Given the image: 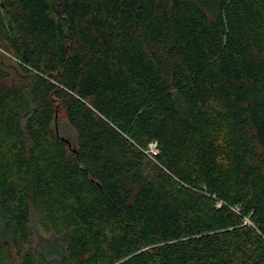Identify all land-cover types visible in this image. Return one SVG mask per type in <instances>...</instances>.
<instances>
[{
    "label": "trees",
    "instance_id": "16d2710c",
    "mask_svg": "<svg viewBox=\"0 0 264 264\" xmlns=\"http://www.w3.org/2000/svg\"><path fill=\"white\" fill-rule=\"evenodd\" d=\"M1 47L0 264H264V0H0Z\"/></svg>",
    "mask_w": 264,
    "mask_h": 264
},
{
    "label": "rangeland",
    "instance_id": "374dc122",
    "mask_svg": "<svg viewBox=\"0 0 264 264\" xmlns=\"http://www.w3.org/2000/svg\"><path fill=\"white\" fill-rule=\"evenodd\" d=\"M0 61L2 62L5 70L7 71L9 77L19 78L21 75L15 59L10 55V53L4 49L0 48ZM55 132L65 139L69 143V147L73 148L76 144V137L71 128L65 123V121L57 116L54 121ZM34 232L37 237L38 247L45 252L48 257H54L58 255V241L52 235H47L42 232L37 224L33 222L32 224Z\"/></svg>",
    "mask_w": 264,
    "mask_h": 264
},
{
    "label": "built area",
    "instance_id": "2783aa9c",
    "mask_svg": "<svg viewBox=\"0 0 264 264\" xmlns=\"http://www.w3.org/2000/svg\"><path fill=\"white\" fill-rule=\"evenodd\" d=\"M149 152L152 154V155H155L157 150H156V146H155V143H151L149 145Z\"/></svg>",
    "mask_w": 264,
    "mask_h": 264
}]
</instances>
